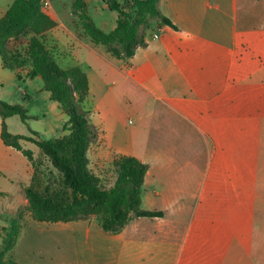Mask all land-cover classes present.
Instances as JSON below:
<instances>
[{"label": "crops", "instance_id": "1", "mask_svg": "<svg viewBox=\"0 0 264 264\" xmlns=\"http://www.w3.org/2000/svg\"><path fill=\"white\" fill-rule=\"evenodd\" d=\"M82 1V9L73 12L67 2L52 0L54 8L49 15L57 24L44 36L53 43L54 55L69 58L68 67L78 65L85 72L90 95L99 75L88 72L83 63L91 60L97 64L113 57L105 47L104 54L99 53L95 48L98 45L85 39L73 22L79 20L81 24V16H86L97 28L110 32L96 24L90 9L111 10L107 0ZM12 2L7 5L0 1V18ZM158 9L175 29L153 21L145 31L144 44L131 58H114L133 96L132 107L127 110L137 113L145 106L151 117L165 122L172 117L182 120L195 133L208 137L212 144L210 158L200 161L193 148L191 158L181 159L169 151L150 149L148 138L141 141L142 152L150 155L112 151L114 156H133L148 164L140 207L163 211L164 216L135 218L117 235L104 232L94 217L53 223L69 236L64 264H261V243H242L233 234L225 209L215 211L206 206L218 198L217 189L223 190L222 178L210 175L211 169L222 163L214 159V139L219 133L244 128L242 121L264 118V61L251 69L250 59H245L248 36L239 30V0H160ZM111 19L114 28L117 16L111 15ZM154 34L158 37L153 39ZM261 34L264 40L260 30L256 36L260 39ZM257 47L264 55V46ZM237 49L242 53L238 55ZM19 76L26 77V71ZM135 135L129 133L128 139L135 143ZM228 149H232L231 144ZM12 150L0 140V167L5 168L11 184L1 194L17 200L23 198L17 193L32 184L35 169L29 162L18 167ZM19 260V264L32 263L21 255Z\"/></svg>", "mask_w": 264, "mask_h": 264}, {"label": "rangeland", "instance_id": "2", "mask_svg": "<svg viewBox=\"0 0 264 264\" xmlns=\"http://www.w3.org/2000/svg\"><path fill=\"white\" fill-rule=\"evenodd\" d=\"M0 1L2 4L7 2V5L11 2ZM42 1L44 0H40ZM49 1L52 8L44 10L51 14L54 7L52 0ZM60 1L67 2L73 9L74 3L78 0ZM77 4L74 5L75 8ZM90 14L104 31L113 29L111 15L117 16V12L113 10L97 12L91 8ZM73 26L80 30L84 38L86 37L79 20L74 21ZM239 30L241 34L246 32L248 36L244 45L245 59H250L251 69L256 68L264 61L261 60L264 59V55L259 54L261 48H255L256 44L264 46L262 34L260 39L256 36L259 30L264 36V0H239ZM42 39L46 48L52 52L53 43L48 42L45 36ZM95 48L104 54V46L98 45ZM241 51L237 49V54H241ZM54 58L61 68H67L71 64L69 58L62 59L61 55L56 54ZM118 65L114 58H103L97 64L91 60L83 63L88 72L99 75L98 82H93L91 86L84 107L89 112L91 123L103 132L105 138L104 140L101 136L89 149V169L92 173L100 177L105 185H111L114 174L109 160L115 157L112 151L150 155L148 151L142 152L144 148L141 141L147 138L150 149L169 151V154L184 159L191 158L193 148H196L199 155L197 158L200 161L208 160L212 146L208 137L195 133L182 120L172 117L165 122L155 115L151 117L145 106L139 108L137 113L127 110L128 107H132L133 96L128 93L123 83L124 74L118 70ZM0 101L10 105L21 104L28 117L25 123H22L18 116L7 118L5 123L9 133L32 136L30 131L36 130L40 132L39 137L43 140L65 134L62 131L64 124L62 122L66 120V116L58 109L57 104L49 99V94L42 90L39 78L28 79L19 76L18 79L11 71L0 67ZM242 124H245L244 128H238L229 134L219 133L214 139L217 146L214 159H220L222 163L219 167L212 168L210 175L222 178L220 187H223V190L217 189L218 198L211 202V206L208 203L206 209L211 207L215 211L217 209L214 208L225 209V215L237 239L242 243H261L259 247L262 253L261 264H264V118L258 121H242ZM129 133H136L135 143L128 139ZM228 144L232 145L231 150L228 149ZM21 145L32 152L35 161V178L30 188L41 193L57 190L59 176L48 158L28 142L21 141ZM253 146H257V149ZM11 153L13 162H16L18 167L20 163L21 165L28 163L16 150H12ZM5 171L4 167H0V233L2 227H8L13 220L20 225V231L16 241L18 245L5 256L4 260L12 258L20 262L21 255L32 262L31 264H64V249L68 246L67 243H70L69 236L58 231L57 224L34 221L29 200L26 199L24 192L17 193L23 197L17 200L1 194L8 191L11 185L6 180ZM10 205L14 209H10Z\"/></svg>", "mask_w": 264, "mask_h": 264}, {"label": "trees", "instance_id": "3", "mask_svg": "<svg viewBox=\"0 0 264 264\" xmlns=\"http://www.w3.org/2000/svg\"><path fill=\"white\" fill-rule=\"evenodd\" d=\"M78 1L74 3L76 8L73 5V12L82 9L83 1ZM159 1L107 0V8L117 12L115 27L110 32H103L86 16H81L83 33L93 44L104 46L111 57L118 60L131 58L144 44L145 31L153 21L175 29L160 13ZM56 24L40 0H13L0 18L2 68L15 72L18 79L21 70L26 71L28 79L39 78L42 90L66 116L62 126L65 134L60 137L43 140L35 131H30L33 137L12 134L8 132L5 120L18 116L25 123L28 119L26 111L21 104L0 101L3 145L20 152L33 167V154L22 147L21 141L34 145L48 158L59 176V187L54 192L41 193L30 186L24 188L33 220L68 223L94 217L104 232L117 235L135 218L163 217V211L140 207L148 164L133 156L116 155L110 164L114 181L108 186L89 169V149L102 136V131L91 123L84 107L89 96L85 72L78 65L59 67L53 53L44 45L43 36ZM19 231L16 220L8 227H2L0 264H19L12 258L4 260L14 248Z\"/></svg>", "mask_w": 264, "mask_h": 264}, {"label": "built area", "instance_id": "4", "mask_svg": "<svg viewBox=\"0 0 264 264\" xmlns=\"http://www.w3.org/2000/svg\"><path fill=\"white\" fill-rule=\"evenodd\" d=\"M41 4H42V6H43L44 8H47V9H50V8H51V4H50V2H49L48 0H44V1H42ZM152 37H153V39H154V38H157L158 35H157V34H154Z\"/></svg>", "mask_w": 264, "mask_h": 264}]
</instances>
